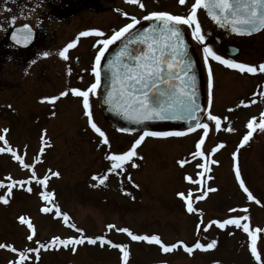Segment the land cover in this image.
Segmentation results:
<instances>
[{
	"label": "rangeland",
	"instance_id": "obj_1",
	"mask_svg": "<svg viewBox=\"0 0 264 264\" xmlns=\"http://www.w3.org/2000/svg\"><path fill=\"white\" fill-rule=\"evenodd\" d=\"M172 1L140 0L145 5L140 8L126 0H81L82 10L63 17L59 10L63 7L62 0H17V3L0 0V42L6 31L10 32L14 25L23 23L32 26L37 23L42 27L40 36L43 32L50 36L49 39L41 38L36 45L35 63L22 66L24 59H16L12 50L13 55L7 56L8 60L1 69L0 134L5 135L8 145L14 142L21 160L30 167L24 168L20 161L15 167L9 164L8 158L3 160L0 157V182L9 185L8 177L14 181H28L33 170L39 178L48 176L47 191L54 193L55 204L59 205L61 212L68 213L69 223L83 229V234L88 237L103 236L112 243L126 245L127 264H264V233L256 234V246L261 256L257 261L251 254V238L242 229L233 225L219 229L214 225L205 231L204 225L200 224L201 212L204 224L212 219L246 215L249 219L241 221L242 224H249L252 231L257 227L263 229L264 151L213 152L212 144L205 142L202 150L208 156L201 160L193 159L192 153L197 151L195 145L198 136L202 137L199 135L203 133L202 129L194 140L145 138L136 148L138 157H142L134 158L137 166L129 163L117 175L108 172L111 162L106 156L128 151L140 135L125 137L117 134L106 124L96 106L95 122L106 132L110 143L104 146L101 141L94 142L80 119L83 115L80 98L70 94L59 96L71 86L83 85L87 81L86 77L83 82L74 80L71 67H92L94 55L103 47L99 43L101 38L77 39L75 28L80 27L81 32L92 29L114 31L130 22L123 13H128L129 17L135 15L142 23L146 21L143 19L145 15L165 11L164 4ZM62 18L63 22L58 23ZM73 41L80 46L73 50L71 59L65 61L58 53ZM45 51L50 53L46 58L42 55ZM43 92L47 94L44 96ZM99 93L100 89L94 97L95 103ZM53 96L59 97L54 104L44 99ZM46 102L49 108L45 106ZM43 109L47 113L50 110V120L47 117L48 123L44 125L49 130V145L40 156L37 148L41 140L39 129L44 122L41 117ZM4 129L9 130L7 134ZM0 146L4 145L0 143ZM104 147L105 151H102ZM234 154L237 155L234 157ZM181 160L186 161L183 166L179 163ZM211 160L218 163L211 164ZM200 163H206L210 168L204 177L198 175L203 172L197 167ZM237 163L246 187L253 191L259 204L249 201L240 188L235 175ZM55 171L60 173L58 178L51 176ZM105 176L107 179L102 184L99 179H94ZM208 176L211 179H207ZM187 177H191V181ZM28 187L32 188L31 192L27 191ZM202 187L217 190L198 199ZM43 190L34 179L23 187H13L10 196L7 187L0 188V195L8 199L7 204L0 201V243L17 249L14 253L9 248H0V264L18 261V252L37 248V241L47 244L55 236L67 239L80 235L65 225L62 218L56 217L54 211L42 213L43 207H51L39 195ZM181 192L185 196L192 193L193 207L199 211H187L185 200L178 195ZM245 208L247 212L242 211ZM20 217L34 226L33 240L27 239L31 230L26 223H21ZM110 224L115 225L111 230L107 227ZM120 228H128L139 235H159L167 244L184 241L191 246L197 241L207 244L215 239L217 245L212 250H195L192 254L182 247L165 254L158 245L133 241L127 233L118 231ZM27 257L25 264H123V255L118 248L101 245L99 241L97 244L85 242L77 246L75 252L71 246H57L40 249L38 254L29 252Z\"/></svg>",
	"mask_w": 264,
	"mask_h": 264
},
{
	"label": "snow or ice",
	"instance_id": "obj_2",
	"mask_svg": "<svg viewBox=\"0 0 264 264\" xmlns=\"http://www.w3.org/2000/svg\"><path fill=\"white\" fill-rule=\"evenodd\" d=\"M126 2L129 4H138L140 8L145 7L140 0H126ZM178 2L183 5L186 0H178ZM202 8L206 10L207 15L217 25L221 27L230 25L231 30L234 33L251 35L253 32L264 29V0H194L191 5V11L187 15H175L166 11H153L148 15H145L143 17L144 20L155 21L157 23H155L152 28L135 34H133V30L138 24H140V20L135 15L129 17V14L125 12L123 15L128 17L130 22L113 31L111 36L103 38L99 41L103 47L98 48L97 55L94 58V65L91 68V74L94 77V82L83 90L80 88H72L68 91H62L59 94V96L62 97L71 93L74 96L82 98L83 108L88 118V122L92 130L102 138L104 145H109L110 142L105 131L98 127L96 122L93 120L90 95H95L97 90L100 88L101 63L109 45L115 43L116 41L127 39L128 42L119 51L115 60L109 64L113 84L112 91L108 94V102L113 104L115 109L122 113L125 118L136 122L156 119L195 120L196 123L194 128L202 129L203 134L201 139L195 145L197 151L192 153V157L193 159H207L208 153L202 150V145L204 144V137L208 136V122H214L216 130H220L222 125L221 117L219 115L212 114L210 110L213 100V72L209 62L216 61L229 69L237 70L241 74H256L257 72L264 73V63L252 65L245 62H239L236 59L226 58L224 55L218 54L211 45L206 43V36L197 16L198 10ZM14 19L15 17H13V20ZM181 25H187L191 28L193 38L202 45L203 61L207 66L209 93L207 111L208 122L201 121L197 115L205 110L197 103V77L193 72V61L188 56V46L184 42V36L180 28ZM93 34L98 37H105V34L98 29L82 31L79 33V37H86ZM79 37H77V39H79ZM12 38L17 44L21 42H29L32 38L31 27L25 24L20 33H14ZM131 45H145L146 50H141L137 53L134 47H130ZM74 46L75 41L69 43L63 50L59 51V56L64 60H68V50ZM42 55L46 58L50 55V53L45 51ZM32 63H35V61H32ZM70 71L71 69H69V72ZM176 80L179 81L178 85L174 83ZM259 95L264 96V91L259 92ZM58 98L59 97L57 96H53L46 97L44 99L47 102L54 104ZM241 103L243 104V101H241ZM251 103H255V100L251 101ZM247 128L248 131L243 136L240 147L247 144L257 130L264 131V112L261 113L259 123H257V119L253 117L247 123ZM226 130L233 131L231 127H228ZM8 131V129L3 130L4 133H7ZM121 131L130 130L121 129ZM181 135H184V133L145 131L135 140L128 151L120 154L109 153L106 156V158L111 162V167L108 171L110 173L115 172L117 175H120V173L125 170L127 164L131 163L133 167H136L137 165L134 158L142 159V157H138L136 148L142 143L145 137H168ZM0 141H2L5 145V147H0V152H9L23 164L24 168L27 169L30 167V165L21 160V157L17 155L16 151L8 146V140L5 138V135L0 134ZM43 142L42 137V143ZM217 147H223V145L221 144ZM215 150L216 149H213L212 151L215 152ZM40 151L43 153L44 148L42 147ZM236 155L237 154H234V157ZM179 163L183 166L186 161L181 160ZM216 163H218L216 160H211V164ZM197 167L203 169V172L198 173V175L202 177L205 176V173L210 171V168L206 163H200ZM235 175L239 181L240 188L247 194V199L249 201H255L259 204L260 201L253 195L249 188L246 187L245 182L241 177L238 163L235 168ZM51 176L58 178L60 173L59 171L51 172ZM206 178L211 179L210 176ZM8 179L11 183L5 186L2 182H0V188L7 187L9 196L12 194L13 187H23L25 184H30L31 180L34 179L35 182L38 185H41L44 189L39 193V195L46 202V205H51V207L45 206L41 210L45 213L54 211L55 216L62 218L65 225L75 229L77 233H80L79 236L69 237L67 239L55 236L47 244L37 241V248H29L19 251V260L16 262H10V264H25V261L28 258L27 253L36 252L38 254L40 249L56 248L57 246L68 248L71 246L73 252H75L77 246L83 245L85 242L88 244H97L98 241L101 245L109 244L111 247L118 248L123 255V264H127L129 253L126 251V245L112 243V241L106 240L103 236L88 237L83 234V229L77 228L75 224L69 223L70 217L68 213L61 212L59 205L55 204L54 193L47 191L48 176L39 178L36 176L35 170H33L28 181H14L11 177H8ZM94 179H99L102 184L107 177H94ZM130 179L131 178L129 177V180ZM187 179L191 181V177H187ZM193 182L195 183V181ZM93 186L95 187L96 185ZM136 187H138V185H136ZM216 190L217 189L212 187H207L206 189L202 187L201 195L197 198L203 199L208 193ZM27 191L31 192L32 188L28 187ZM126 194L130 195V193ZM178 195L185 200L186 209L189 213L199 211L193 207L191 192L188 193V196H185V193L183 192L178 193ZM0 201L5 204L8 203V199L3 195H0ZM230 211L237 210L230 209ZM242 211L247 212V209L245 208ZM200 216V224L204 225L205 231L212 228L214 225L219 229H225L229 225L242 229L251 238V254L257 261L261 260V256L258 253L256 246V234L260 233L261 229L257 227L255 231H252L249 224H242L241 221H247L249 219L248 216L244 215L224 219H212L209 220L207 224H204L202 212L200 213ZM20 221L21 223H26L28 228L31 230V234L28 235L27 239L29 241L33 240L35 235L34 226L29 221L25 220L24 217H20ZM107 227L111 230L115 227V225L110 224ZM118 231L127 233L133 241H143L148 242L149 244L158 245L161 251L165 254L181 247L188 254H192L195 250H212L217 245V241L215 239L207 244L197 241L191 246L184 241L167 244L162 241L159 235L134 234L128 228H120ZM0 248H9L12 252H17L15 247L4 243H0Z\"/></svg>",
	"mask_w": 264,
	"mask_h": 264
},
{
	"label": "flooded vegetation",
	"instance_id": "obj_3",
	"mask_svg": "<svg viewBox=\"0 0 264 264\" xmlns=\"http://www.w3.org/2000/svg\"><path fill=\"white\" fill-rule=\"evenodd\" d=\"M12 2L17 3V0H12ZM193 2L194 0H186L185 4L181 5L178 2V0H174L168 5L164 4L165 6L164 9L166 12H169L171 14L187 15L191 11V5ZM80 3H81V0H76V2H71L70 0H62L63 7H60L59 10L62 12L63 17L70 16L72 15V13L73 15H75L77 11L81 9ZM72 8L74 10H72ZM197 16L201 24V27L203 29V32L206 36V43L211 45L214 48V50L217 51L218 54L224 55L226 58L236 59L239 62H245V63L252 64V65H259L260 63H264V29L252 35H236V34H232V33H229L223 30L217 24L212 22L207 17L206 12L203 8L198 10ZM67 18H64V19H67ZM62 20L63 18L59 19L58 23L63 22ZM24 24H28V23H23V24L16 25V26L14 25L13 28L24 25ZM32 27L35 30V38H34L33 43L27 48H20L16 45L11 44L9 41V31L8 32L6 31L4 35H2L1 37V41L3 43H7L9 48H11V51L8 54V56L11 55L12 50H14L13 53L16 59H18L19 61L24 59V62H22V66L23 65L25 66L27 63L30 64L36 58L37 52H35L34 49L38 46V43H40L41 38L42 40L45 38L47 39L50 38L47 32H46V36L44 32H43V36H40L42 27L38 25L37 23L34 24ZM181 28L185 31V34L188 38L189 43L191 44V48L194 52V55L198 61L200 74L202 78V84H203L204 107H205L202 121L208 122L207 121V111H208L209 93H208V80H207V66L204 64V61H203L202 45L193 38L191 28H189L187 25H181ZM80 32H81L80 27H78V29L76 28L74 29V35H77L78 37H79ZM108 32L107 31L103 32L105 34V37H98L93 34V35H89L86 37H79V38L80 39L84 38L83 40H85V39L91 38L92 36L90 40H96L99 38L103 39V38L111 36L113 33V31L111 30ZM77 46H80V44L75 41V46L68 50V53H67L69 57L68 60H70L71 56L74 55L73 50ZM96 55L97 54L94 55V58ZM209 63L211 64V68L213 72V89H212L213 100H212V105H211L210 110L212 114L219 115L221 117L222 125H221L220 130H216L214 127V122H208L209 132H208V136L204 137V144L205 142H207V144H212L211 147L213 149L216 148L217 151H229V153L230 151H264V131H260V130H257L253 134V137L249 140L247 144H245L243 147H240L242 138L248 131L247 123L249 122V120L255 117L257 119V123H259L261 113L264 112V96L259 95V92L264 91V73L257 72L256 74H249V73L241 74L237 70L229 69L226 66L221 65L220 63L216 61H210ZM93 65H94V62H93ZM71 68H72L71 77L74 80H77L78 82H83L85 81V77L87 80L84 82L83 85L79 84L76 87L71 86L72 88H80L83 90L87 88L91 83L94 82V77L91 74L92 67L82 69V68H78L74 66ZM28 73L32 74L31 71H29ZM71 85H74V83H72ZM99 89L101 90V85ZM31 91L34 92L35 90L31 89ZM97 93H98V90H97ZM41 94L45 96L47 93L43 92ZM71 95L72 94L70 93V96ZM95 95H90L91 111H92V116H93L94 121H96L95 118H97V116H95L96 112H94L96 110V106L99 109V106H98L99 105V94L97 96V103H95V98H94ZM253 100H255V103H251V101ZM80 101H81L80 108L83 112V115L82 117H80V119L83 120L84 123L86 124V127H87L86 129L88 130V137L90 134V136L94 138L93 140L94 142L101 141V143H103L102 138L99 137V135L92 130L88 122V118L85 114V110L83 108V103H82L81 98H80ZM241 101H243V104L241 103ZM48 105L49 104L46 102L45 106L48 107ZM41 117L43 118L42 121L44 122L40 126V129H39L41 140H40V143L38 144L37 151H39L38 154L40 156H43L44 151H46V148L48 147L47 145H49V142L47 141L49 130L48 128L44 127V125L48 123V120H50V110L47 113L43 109V111L41 112ZM47 117L49 119L45 120ZM103 119L105 120L106 124L109 125V127H111L104 117ZM42 121H39V123L41 124ZM228 127H231L233 131H227L226 129ZM199 130L201 129L197 128L191 131H185V130L177 131V132L184 133V135H181V136H168V137L149 136L145 138L146 140H156V141H165V140H170V139L194 140ZM202 134L199 133V135H202ZM119 135L128 137L127 135H123V134H119ZM42 137L44 141L43 143H42ZM200 139L201 137L199 138L198 136L197 140H200ZM207 139L208 141H206ZM0 143L4 145L2 141H0ZM221 144L223 145V147H217L218 145H221ZM8 146L11 147L14 151H16L17 155H19L18 149L14 146L13 141L10 142ZM0 147H5V145L0 146ZM42 147L44 148L43 153H41L40 151ZM105 148L106 147L102 148L103 149L102 151H105L104 150ZM0 157L3 160L4 159L7 160L8 158L9 164H11L12 166L14 165L15 167L18 166V160L15 157H13L11 153L7 151L0 152ZM42 213L44 214L45 212H42Z\"/></svg>",
	"mask_w": 264,
	"mask_h": 264
},
{
	"label": "water",
	"instance_id": "obj_4",
	"mask_svg": "<svg viewBox=\"0 0 264 264\" xmlns=\"http://www.w3.org/2000/svg\"><path fill=\"white\" fill-rule=\"evenodd\" d=\"M206 12V10H205ZM207 15V13H206ZM207 17L213 21L208 15ZM214 22V21H213ZM157 23L155 21H147L137 27L136 29L133 30V34L137 32H143L147 29H150L153 27V25ZM215 23V22H214ZM216 24V23H215ZM24 26V25H23ZM23 26L16 27L14 28L9 35V40L12 44L20 47V48H27L29 47L35 38V32L32 29V38L29 42L27 43H19L17 44L15 40H13V34L14 33H20L21 29H23ZM29 26V25H28ZM219 26V25H218ZM31 27V26H29ZM223 30L236 34V35H241L234 33L231 30L230 25H226L224 27L219 26ZM181 28V27H180ZM182 34L184 36V42L188 46V56L189 58L193 61L194 67H193V72L195 73L197 77V103L201 106L202 109H204V95H203V84H202V78L198 66V61L194 55V52L191 48V45L188 41V38L184 32V30L181 28ZM261 31V30H260ZM257 32H253L252 34H256ZM251 34V35H252ZM127 39L121 40L118 43H116L109 51L105 54L104 60L101 65V92L99 95V110L102 114V116L106 119V121L111 125V127L118 133L124 134V135H129V136H135L140 133H144L145 131L149 132H168V131H179V130H190V129H195L194 125L196 123L195 120H187V119H166V120H147V121H141V122H136L134 120H129L125 118V116L118 112L114 105L108 102V94L109 92L112 91V84H113V79H112V73L109 69V64L110 62H113L119 53V51L124 47V45L127 43ZM130 47H134L136 49V52L138 53L141 50H146L145 45H131ZM175 84H179V81L176 80L174 81ZM166 87V86H164ZM203 114L204 111L198 113L197 115L199 116L200 120L202 121L203 119ZM121 129H129L130 131H121ZM264 232V230H263Z\"/></svg>",
	"mask_w": 264,
	"mask_h": 264
},
{
	"label": "trees",
	"instance_id": "obj_5",
	"mask_svg": "<svg viewBox=\"0 0 264 264\" xmlns=\"http://www.w3.org/2000/svg\"><path fill=\"white\" fill-rule=\"evenodd\" d=\"M11 48H9L7 43L0 42V73L3 65L7 62V56L10 53Z\"/></svg>",
	"mask_w": 264,
	"mask_h": 264
}]
</instances>
